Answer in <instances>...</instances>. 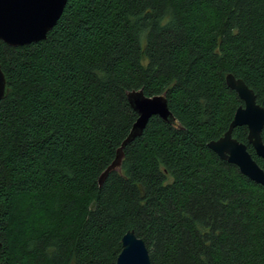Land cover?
<instances>
[{"label":"trees","instance_id":"1","mask_svg":"<svg viewBox=\"0 0 264 264\" xmlns=\"http://www.w3.org/2000/svg\"><path fill=\"white\" fill-rule=\"evenodd\" d=\"M0 65V264H115L128 230L151 264H264V186L207 146L242 105L227 73L264 108V0H66ZM140 89L175 121L152 116L99 185Z\"/></svg>","mask_w":264,"mask_h":264},{"label":"water","instance_id":"2","mask_svg":"<svg viewBox=\"0 0 264 264\" xmlns=\"http://www.w3.org/2000/svg\"><path fill=\"white\" fill-rule=\"evenodd\" d=\"M65 4L66 0H0V41L16 47L45 39L59 19ZM225 83L236 92L242 105L236 108L223 135L216 140H210L207 146L219 158L236 165L241 174L264 186V170L247 150L246 144L232 135L234 128L246 126L248 142L252 145L255 154L264 159V142L261 137L264 127V108L257 103L254 91L241 78L227 73ZM8 91L7 81L0 65V100L6 97ZM128 101L136 111L137 118L121 142L115 159L100 174L99 185L111 169L119 167L122 148L143 133L152 116L157 115L170 123L175 121L164 93L149 96L145 95L142 89L133 90L128 93ZM1 246L0 240V248ZM115 264H151L144 241L133 230L126 231L121 237V250Z\"/></svg>","mask_w":264,"mask_h":264}]
</instances>
